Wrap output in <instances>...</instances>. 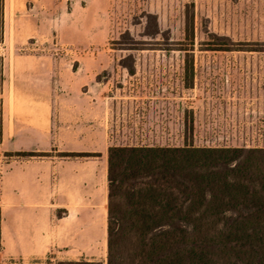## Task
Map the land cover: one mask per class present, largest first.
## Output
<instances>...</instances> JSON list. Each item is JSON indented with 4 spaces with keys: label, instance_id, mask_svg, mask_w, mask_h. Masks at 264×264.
<instances>
[{
    "label": "rangeland",
    "instance_id": "1",
    "mask_svg": "<svg viewBox=\"0 0 264 264\" xmlns=\"http://www.w3.org/2000/svg\"><path fill=\"white\" fill-rule=\"evenodd\" d=\"M11 2L3 111H42L6 100L14 54L41 53L47 67L19 63L21 75L49 82L35 90L48 92L55 127L38 154L0 147V264H106L112 145L264 147V0ZM25 161L40 183L15 184Z\"/></svg>",
    "mask_w": 264,
    "mask_h": 264
},
{
    "label": "trees",
    "instance_id": "2",
    "mask_svg": "<svg viewBox=\"0 0 264 264\" xmlns=\"http://www.w3.org/2000/svg\"><path fill=\"white\" fill-rule=\"evenodd\" d=\"M107 163L106 264H264L263 146L112 145Z\"/></svg>",
    "mask_w": 264,
    "mask_h": 264
},
{
    "label": "crops",
    "instance_id": "3",
    "mask_svg": "<svg viewBox=\"0 0 264 264\" xmlns=\"http://www.w3.org/2000/svg\"><path fill=\"white\" fill-rule=\"evenodd\" d=\"M18 10V6L13 7L12 2L10 0H5L3 5V10L1 12V0H0V24L3 19H5L6 24H13L15 20V14ZM34 30V28H33ZM36 31V30H35ZM34 31V32H35ZM33 32V33H34ZM32 33V34H33ZM33 36V35H32ZM1 55V52H0ZM15 60L12 62L8 69V85H7V94L6 100L8 106H10L11 101L13 102H21L23 103L25 100H33L37 105H40L41 112L31 111V112H14L9 108L8 112L3 111V102L0 100V105L2 106V114L0 119V147L9 144L10 149L12 150H20L24 149L22 144L24 142L32 144L30 149L34 150L28 151L31 153L29 155L38 154V151L42 150L43 146V137H49L54 130L53 123V114L50 112V104H49V94L48 92L41 91L37 93L35 89H43L46 86H49V82L43 80V76L39 81L30 80L29 77H23L22 71H25L20 66L21 63H30L31 66H35L37 69L44 70V67L48 65L47 56L44 54H27L18 55L14 54ZM22 57V58H19ZM20 63V64H19ZM0 74H1V66H0ZM1 92V91H0ZM63 116L61 114L57 115V121H62ZM64 124L57 123V128L60 132H64L62 126ZM31 134L33 137L32 140L19 139L22 137H27V135ZM74 153V152H73ZM108 159V157H107ZM108 164V163H107ZM15 166L11 170V177H13L15 184H29L31 180H36L38 183L42 181L44 178V174L37 172H29L28 170L22 173L24 166L26 169L35 168V164H30L28 161L15 163ZM34 165V166H33ZM43 167V164H40ZM60 167V164L58 165ZM37 167V166H36ZM107 179V174H106ZM107 196H108V186H107V195L105 206L107 205ZM63 212L67 211V208H61ZM17 231L20 232L21 226Z\"/></svg>",
    "mask_w": 264,
    "mask_h": 264
}]
</instances>
